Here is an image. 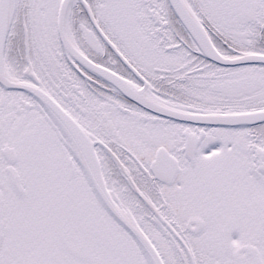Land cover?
Masks as SVG:
<instances>
[{"label":"snow or ice","instance_id":"1","mask_svg":"<svg viewBox=\"0 0 264 264\" xmlns=\"http://www.w3.org/2000/svg\"><path fill=\"white\" fill-rule=\"evenodd\" d=\"M0 264H264V0H0Z\"/></svg>","mask_w":264,"mask_h":264}]
</instances>
